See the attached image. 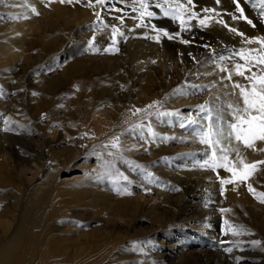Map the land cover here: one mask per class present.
Wrapping results in <instances>:
<instances>
[{"label":"rangeland","instance_id":"374dc122","mask_svg":"<svg viewBox=\"0 0 264 264\" xmlns=\"http://www.w3.org/2000/svg\"><path fill=\"white\" fill-rule=\"evenodd\" d=\"M204 3L191 6L199 17L215 8ZM240 3L255 27L225 21L245 37L196 18L184 31L154 0L156 15L143 20L132 0L104 9L88 0H0V247L35 193L42 206L29 230L47 224V239L62 246L41 245L23 261L14 250L19 264H264V164L247 181L222 185L231 173L202 167L211 153L198 142L207 122L198 105L212 107L217 127L231 120L227 105L237 97L220 68L237 61L234 51L259 47L245 38L264 37L261 5ZM113 26L123 33L115 43ZM160 30L174 38L155 39ZM232 146L246 163L264 161V142ZM229 156L240 166L236 152ZM225 220L241 235L226 234Z\"/></svg>","mask_w":264,"mask_h":264},{"label":"snow or ice","instance_id":"6c2138e0","mask_svg":"<svg viewBox=\"0 0 264 264\" xmlns=\"http://www.w3.org/2000/svg\"><path fill=\"white\" fill-rule=\"evenodd\" d=\"M61 3H71L72 0H60ZM77 3L80 0H76ZM123 2V0H122ZM156 8L163 10V15L171 17L172 20L178 21L182 30L187 31L185 27L194 18L199 20V25L207 27L208 22L220 23L229 31L245 37L243 32L235 27H231L226 21L222 19V15L217 13L215 8H206L203 11L205 16L199 17L198 13L192 11L191 6L194 4V0H186V3L181 0H154ZM256 7L257 2L261 5L260 15L264 16V0H249ZM110 0H88L87 7H94L95 4H99L102 9L109 6ZM219 4L220 0H216ZM235 6L236 12L239 15H232L233 20H245L248 24L255 27L253 21L245 15V9L241 6L240 0H232ZM133 11L139 12L140 19L145 17H151L156 15L154 11H149L150 0H132ZM117 11H123L122 9H116ZM31 11L36 15L39 12L35 7L31 8ZM97 19H100L101 13L96 12ZM214 16H220V19H215ZM123 22V16L118 17ZM167 36L169 39L174 38L166 30H160L155 39H160V33ZM117 34L123 35L119 28L113 26L112 39L115 43ZM175 37H179L180 33L174 34ZM95 37L92 38L94 40ZM182 43L188 44V40H181ZM257 43L258 48H241L234 51L233 56L238 57L237 61L231 66L220 68L221 72L226 73L225 79L232 81V88L237 99L229 103L227 108L231 113V120L227 125V129L223 127H217L214 122L213 109L206 102L205 104L198 105L197 109L204 115V119L207 121L198 133V142L205 145L208 151L211 153L210 159L205 160L202 167H208L212 169H225L231 173V179H221V184H232L236 180L247 181L252 173L257 170L258 166L264 164V161H254L252 163H246L243 158H239V149L232 146V141L242 143L247 148L255 149L257 141L264 142V37L245 38V44ZM91 44V41H89ZM111 49H105L110 51ZM191 55V54H189ZM233 56L227 58L220 57L221 60H232ZM239 76L243 78L247 83L241 84L233 80V76ZM194 88H200L202 86H193ZM176 92H182V88H177ZM159 102H153L158 104ZM148 108H152L153 105H148ZM143 109H136V112H142ZM177 113L158 112L157 115H175ZM194 123L195 121H190ZM183 126V125H182ZM143 127L142 125H136L134 128ZM155 135V133H153ZM112 148L119 149L120 137L115 136L110 141ZM264 151V149H260ZM230 152H236L239 158L240 166H235L234 162L230 159ZM248 190L255 194V189L251 184L248 185ZM223 191V189H221ZM130 194V193H129ZM258 198L261 202H264V193H259ZM222 212L229 211L228 209H221ZM227 227V232L233 236L241 235V231L237 229V226L230 224L227 220L224 222ZM242 229V226H241ZM254 245H258L259 241H253ZM226 252H231V248H226ZM240 258H237L239 260Z\"/></svg>","mask_w":264,"mask_h":264},{"label":"bare ground","instance_id":"6f19581e","mask_svg":"<svg viewBox=\"0 0 264 264\" xmlns=\"http://www.w3.org/2000/svg\"><path fill=\"white\" fill-rule=\"evenodd\" d=\"M204 2L205 3L203 4V6H205V7H207L208 5H211V7H215V9L222 15V19L224 21L227 19L232 24L236 23V20H233L231 18L232 15H234V13H233L232 4L229 2V0H220L219 4L215 3V0L214 1L204 0ZM32 7H33V5H32ZM219 18H221V17L219 16ZM245 83H246V81H245ZM218 91L220 92L219 89H218ZM234 99H237V98H234ZM231 102H232V100H231ZM261 152H260V154H263V152L262 153ZM257 154H259V153L254 154V156ZM255 158H256V156H255ZM246 161H248V160H245V162ZM39 164L41 166V161L39 162ZM51 173H52V171H51ZM48 175H46L45 181H48V183H49L51 176H48ZM38 198L39 197H37L35 195V193H32L30 195V200L26 203L25 214L20 218V221L17 224V227L9 235V240H8L9 243H7L3 247H0V264H19L20 263L19 258L15 259V256L11 254L14 252V250L16 251L17 249L20 250V255L22 257V259L21 258L20 259L23 261V260H25L23 258H26L27 254L29 256L37 255V253L39 251V247L41 245L44 246V245L48 244L47 247H52V245L62 246V243L59 241L47 239L48 236L46 235V233H47V230H49V228H47L48 226L45 227L47 224L45 226H43L42 228H40V226H39L38 230H36V231L29 230L31 228V227H29V226H31L30 224H33L34 222L36 223L38 221V219H37L38 216L36 215V212L42 206V204L38 202ZM47 216H48V214H47ZM40 225L42 226L43 224H40ZM48 225H49V223H48ZM25 235L27 238L26 241L23 239V237ZM57 238H59V237L57 236ZM59 240L61 241V238Z\"/></svg>","mask_w":264,"mask_h":264}]
</instances>
